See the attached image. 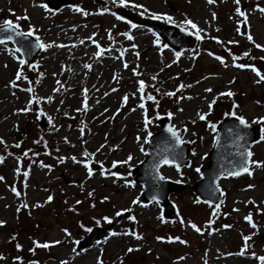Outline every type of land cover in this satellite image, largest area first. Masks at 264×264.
Returning <instances> with one entry per match:
<instances>
[{"label": "rangeland", "instance_id": "374dc122", "mask_svg": "<svg viewBox=\"0 0 264 264\" xmlns=\"http://www.w3.org/2000/svg\"><path fill=\"white\" fill-rule=\"evenodd\" d=\"M131 13L186 29L195 42L185 52L166 50L158 35L125 18ZM6 23L34 36L42 51L25 69L27 63L11 43L0 45V71L8 73H0V92L10 97L15 112L11 127L0 130V143L17 147V131H28L36 100L43 111L33 124L39 125L47 149L41 159L26 156L27 167L13 152H0L9 180L5 185L0 166L2 250L10 230L20 224L22 208L35 234L24 237L19 247L23 260L12 263L8 252L0 251V264H66L79 252L90 264L109 259L113 264H217L221 256L233 259L225 264H264V218L257 215H264V108L259 102L264 98V0H79L57 12L43 0H0V26ZM66 27L85 46L54 47L57 38L48 29ZM80 49L84 56L74 58ZM106 61L114 64V74ZM68 63L85 83L101 66L96 82H107L116 93L126 91L95 129L90 128V113L97 107L90 88L97 93V85L80 92L71 105L53 108L65 88L57 69ZM147 87L164 96L159 104L148 100L156 111L151 119L143 94ZM232 108L248 124L263 125L260 141L251 148L248 173L220 181L223 195L216 206L198 203L189 190L172 193L176 215L166 220L162 204L146 205L142 186L131 177L147 157L150 138L161 131V119L169 117L191 148L187 166H163L161 176L193 184L217 137L218 123L202 120ZM91 133L99 148L88 144ZM11 183L22 186L13 189ZM94 214L108 221L92 225L88 215ZM93 226H100L94 234L104 236L91 248H80Z\"/></svg>", "mask_w": 264, "mask_h": 264}, {"label": "water", "instance_id": "95a60500", "mask_svg": "<svg viewBox=\"0 0 264 264\" xmlns=\"http://www.w3.org/2000/svg\"><path fill=\"white\" fill-rule=\"evenodd\" d=\"M47 7L59 11L69 7L78 0H44ZM135 24L148 28L163 37L170 48L176 51H186L194 43L193 36L185 29L175 25H163L157 20L141 19L134 14L127 16ZM13 42L23 54L24 59L33 63L41 52V45L31 35L22 32L13 25L0 27V44ZM161 131L150 138L147 158L131 172L132 178L142 185V199L145 204L160 201L164 205V215L173 219L175 210L170 203L169 195L179 192L184 187L162 178L160 169L167 166L177 168L189 164L191 152L188 144L183 141L179 131L172 127L168 117L160 121ZM261 124L250 125L236 116H225L217 126L218 136L209 153L208 162L199 169L200 179L187 188L193 190L197 198L207 204L216 205L222 197L219 181L224 177L242 176L250 166L251 148L261 139ZM101 235H90L80 244L89 249L98 241Z\"/></svg>", "mask_w": 264, "mask_h": 264}, {"label": "bare ground", "instance_id": "6f19581e", "mask_svg": "<svg viewBox=\"0 0 264 264\" xmlns=\"http://www.w3.org/2000/svg\"><path fill=\"white\" fill-rule=\"evenodd\" d=\"M48 33L52 34L51 36L57 38L55 42L56 45H54V47L68 49L73 44L75 46L77 44H82L83 46H85L83 41L77 38L78 34L76 32L70 31L68 27L63 29L62 28L48 29ZM84 49L78 50L74 58H79L80 55L84 56V52H85ZM105 64L113 72L112 74H114L115 73L114 64L110 63V61H106ZM57 71L63 73L65 88L60 93H58L57 97L54 100V104H52L53 108H56L59 105L64 107L67 105H71L73 102L77 100V96L80 92L83 93L87 91V88L89 90L90 86L97 85L99 87L98 88L99 91L97 93L93 91V87L90 88L92 101H94L95 102L94 105L97 106L96 109L90 113V122L92 123L90 126L91 129L96 128V124H97L96 121H101L105 119L107 112L115 104L119 93H121L122 95L126 93V91L123 89L119 90L118 93H116V91L110 90L112 86L111 85L109 86L107 82L104 81H100L98 83L96 82L97 77L99 78L103 74V69L101 68V66L95 67L93 72H91L89 75L86 76V79L88 78L86 83L85 80H83L79 76L77 68L74 67L73 64L71 63H68L63 66L61 65V67L58 68ZM0 73L3 77L8 75V73H4L3 71H0ZM45 85H47V83ZM41 90L47 91L48 89L43 88ZM12 106H13V101L10 99V97L5 95L3 92H0V130L9 129L12 125L13 117L15 114V112L10 109V107ZM87 137H88L87 141L90 146L92 147L96 146V148H99L98 145H95L97 142L95 138L96 136L94 134L92 133L88 134ZM214 258L215 256L211 257L210 259L213 260ZM78 261H80L81 264H90L89 260L87 259V257L84 255L83 252L77 253L66 264H75ZM216 261L217 264H225L227 261L233 263V259H228V258L226 259L224 256H221L220 259Z\"/></svg>", "mask_w": 264, "mask_h": 264}, {"label": "trees", "instance_id": "16d2710c", "mask_svg": "<svg viewBox=\"0 0 264 264\" xmlns=\"http://www.w3.org/2000/svg\"><path fill=\"white\" fill-rule=\"evenodd\" d=\"M140 11V10H139ZM127 24V23H126ZM160 44L162 47H167V44L165 43L164 40L160 39L159 40ZM27 68H30L29 66H26ZM144 94V100H145V108H146V112H147V116L151 119V115L152 114H156V111H151V109L149 108V104L150 102H152L153 100H155L158 104L161 103L164 99V96L160 95L156 90L155 88L153 87H147L145 89V92H143ZM262 98V97H261ZM151 101L149 102L148 104V100ZM260 103L262 102L263 104V108H264V98L261 99L259 101ZM238 106L240 107V103H238ZM35 106H38L36 100L33 102V104L31 105V108L29 110V120L31 122V124L28 123L27 126H29V129L27 132H25L26 128L25 129H19L17 132V141H18V144H17V147L16 146H3L1 143H0V152L2 153H11L13 152V154H15L19 160H20V164L22 167H27L28 165V162L27 161V157L34 155L37 159H41L43 158V154L46 153V147H45V144L44 142L42 141V136L40 135L41 133L39 132V129H38V126H34L35 124H33V122L36 120V116H41V113L43 111V108L41 106H38L37 108H35ZM225 106V105H224ZM226 107V106H225ZM218 113V117H216L215 119H211L212 117H208L206 118L205 120H202V121H206L210 118V120H212L213 123H218L219 120L226 114H233V108L230 110V113H228V111H224V112H217ZM162 114H166V111H164ZM198 138L195 140L197 141ZM196 147V146H194ZM10 151V152H9ZM27 156V157H26ZM4 164H1V173H3V170H2V166ZM3 177H4V184L5 185H8L9 184V180L7 178V175L6 174H2ZM24 177V175H23ZM21 181V180H20ZM23 181V179H22ZM195 181V180H193ZM12 185H14L15 189H19V188H16L17 187H21L22 184H14V183H11ZM9 186V185H8ZM92 206V205H91ZM78 207V206H76ZM93 207V206H92ZM94 208V207H93ZM28 212L27 210H25L24 208H22L21 212H20V220H19V225L18 227H16L15 230L11 229L10 230V233H9V238L8 239V244L7 246H5V248L2 250V246H1V241H0V251H6L8 252V255L11 257L12 260H16V259H21L23 260L24 257H21L19 252H20V249L19 247L21 245H23V242H24V237H26L28 234H30L31 236L33 235L34 237V233H33V230L27 228V225L25 224V214L26 212ZM256 211V210H255ZM78 212V211H76ZM29 213V212H28ZM69 214L71 215L72 213L70 211H67V215L69 216ZM184 212L183 210H180V215L183 216ZM253 214V213H252ZM78 215H80V212H78ZM254 215V214H253ZM259 215V219H263L264 218V215L263 214H257ZM74 218L76 216H73ZM73 217L72 220L73 221H76V224L78 223L77 220H75ZM108 218L106 217H100V216H97V215H93V216H89L88 215V220H90L92 222V225L95 223V224H104L105 222H107ZM36 223V222H35ZM108 227V226H107ZM135 229L140 233V232H145L144 230H140L139 226H136ZM134 235L136 236V233H134ZM33 239V238H32ZM35 247V246H34ZM1 255V253H0ZM107 264H113L111 263V260H107L106 261ZM40 264V263H39Z\"/></svg>", "mask_w": 264, "mask_h": 264}]
</instances>
